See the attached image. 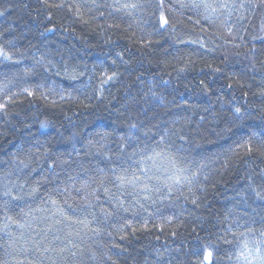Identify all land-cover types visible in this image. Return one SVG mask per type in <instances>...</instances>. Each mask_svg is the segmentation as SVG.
<instances>
[{
    "label": "trees",
    "instance_id": "obj_1",
    "mask_svg": "<svg viewBox=\"0 0 264 264\" xmlns=\"http://www.w3.org/2000/svg\"><path fill=\"white\" fill-rule=\"evenodd\" d=\"M141 2L146 7L129 16L108 6L114 0H95L99 8L93 0H0V46L12 56L0 57V102L14 101L0 111V180L6 172L17 184L27 180L19 194L43 208L41 198L69 175L131 171L153 148L187 175L197 173L195 180L147 200L125 194L128 211L103 187L91 208L69 199L80 219L92 221L88 227L66 221L71 227L49 230L51 205L25 218L24 202L14 201L8 214L26 227L7 222L5 230L0 213V264H52L48 257L56 264H248L244 257L257 243L264 251V200L253 191L264 192V154L245 147L250 138L264 140V43L254 39L264 37V7L239 9L249 0H229L237 10L209 21L193 0H164L169 24L159 30V0ZM20 160L36 171H20ZM156 167L163 179L170 166L158 159ZM30 186L40 189L33 198ZM41 229L47 236L38 251L28 237ZM61 248L67 251L57 255Z\"/></svg>",
    "mask_w": 264,
    "mask_h": 264
},
{
    "label": "snow or ice",
    "instance_id": "obj_2",
    "mask_svg": "<svg viewBox=\"0 0 264 264\" xmlns=\"http://www.w3.org/2000/svg\"><path fill=\"white\" fill-rule=\"evenodd\" d=\"M45 3L47 4V0H45ZM93 3L97 8L103 6L95 4V0H93ZM47 6L56 8L64 7L63 4H48ZM108 6L111 7L113 11L123 12L126 15L132 16L134 13L143 10L146 7V4L141 2V0H123V2H121V0H114V3ZM180 6L187 7L188 5L181 4ZM190 6L196 9H203L205 13L203 18L209 21L212 18V14L217 13L220 10L227 11L229 17L232 15L233 11L237 10V5L234 2L229 3V0H214L213 3H209L208 0H199V2L193 0ZM157 7L160 9L159 30H164L165 26L169 24V21L163 11L164 0H159V4L157 5ZM238 7L239 9H244L246 7L262 8L264 7V0H249V3L247 5L241 3ZM0 15H2V13H0ZM101 15H103V13H101ZM109 15H111V13H109ZM240 19L243 20L244 17L241 15ZM228 31L231 35L232 29L229 28ZM239 39H243V37H239ZM254 39H258L261 43H264V37H254ZM193 43H195V41H193ZM0 57H3L4 60L12 59V56L4 49L3 46H0ZM39 63H41V61H37V64ZM31 74H33V69L24 70V75L27 76ZM115 76L116 73H112V75L107 76V79L101 81L102 84L112 80ZM5 87L6 85L0 87V92H2ZM24 92L28 96L34 95V93L27 88L24 89ZM12 95H15V93H13ZM13 102L14 101L12 99V96H6V99L0 102V111H3L6 108L7 104ZM234 111L239 117L241 114V109L236 108ZM162 142L163 137H161V140L157 142V147H159ZM245 147L248 154H251L252 152L264 154V140L252 142L250 138L249 142H246ZM136 155V152H133L131 154V156ZM129 158L131 159V157ZM158 159L167 160L170 166L168 169H166V174L164 175L163 179L161 178V176L156 175L152 172V168L156 167ZM148 162H151V166H149ZM134 163L137 165L136 169L129 171L128 168H121L119 170L116 168H112L110 170V175L108 173H104V169H98L100 173H104V176L100 179H97L96 177L91 175H88L86 177H80L79 174L77 176L69 175L63 188L54 187L51 191H47L46 198H41V204L45 205V207L43 208H33L32 204L28 203V201L25 200V197L19 194L24 190L25 185L27 184V180H25L24 183L17 184L15 181L11 180L12 173L6 172L3 179L0 180V213L3 214L6 221V223L4 224V229H9V223L7 222L15 223L17 228L19 229H24L26 227L25 223H21L19 220H13L12 216L8 214L14 207H16V205L13 204L14 201L24 202V205L28 210L25 211L24 207H20V214L25 218L32 216L33 212H49L51 211V209L48 207V205H51L52 208L55 209V211L51 212V216L44 217L45 220L54 221L53 224L49 225V230L54 228L55 225L61 224H64L65 227H71L70 224H65L66 221H70L71 224L83 225L84 227H88V225L91 224L92 221L88 220L87 217H85L84 219H80L77 215L79 212V207L74 208L71 204L68 203L69 199L76 200L77 198H80L82 201H84V207L91 208L93 206L92 200L99 199L98 192L100 187H103L104 193L109 197L110 201L116 200L120 208H123L124 211H128V209L124 207V201L120 199L121 196H124L125 194H135L137 197H142L143 199L147 200L151 198L153 193L164 195L165 190H167L168 194H171L173 190H178V186H181L185 183H193L197 175V173L187 175L186 173H188L189 170L186 168L178 167L174 160L164 155L163 149H161V151H156V149L153 148L151 150V154H143L141 156V159L138 161H134ZM18 168L20 171L28 169V175L36 171V169L31 168L29 163H26L24 160H20L18 162ZM49 168L51 170V165L49 166ZM156 171L160 172L161 169L159 167H156ZM106 181L116 189L115 193L111 191V188L105 186ZM153 181L155 182L153 183ZM78 182L79 186H77ZM38 184L39 181H37V185ZM93 184H97L98 187L93 188ZM13 189H16V194H14ZM129 189H131V191H129ZM39 191V187L30 186L26 195L29 198H33L39 193ZM253 191L258 198L264 200V192L257 191L256 189H253ZM117 193H119V195H117ZM55 196L63 197V204H61L56 198H54ZM192 202L196 203L195 200H193ZM32 203H35L34 199L32 200ZM137 203H139V200H137ZM69 213H71V215H69ZM111 214L112 213H105V216ZM91 215L92 219L95 220V213H91ZM33 219H35V217H33ZM128 223L131 222L129 221ZM261 223L264 224V218H262ZM27 227L30 228L31 224H28ZM237 227H240V225H237ZM55 230L59 232L62 229L56 228ZM247 230L249 232L252 231L251 228H248ZM92 231L98 234L100 229L96 228L92 229ZM72 235V231H69L67 233L68 237H71ZM76 235H79V232H77ZM261 235L264 236V232H261ZM46 236L47 231L41 229L40 232H36L35 236L29 234L28 239L31 240L33 246L36 247V249L39 251L40 246L43 244ZM23 237L24 233L21 232V238ZM36 237H40V239H36ZM54 238L57 240L60 239L59 236H56ZM68 242L71 243V240H69ZM72 247H76V245L73 244ZM43 251L56 252V249L51 247H44ZM65 251H67V249L61 248L59 249L57 255H60ZM70 254L72 256L76 255L75 252H71ZM210 257L211 252L207 253L205 259L207 260ZM48 258L52 260V264H56L55 258ZM244 258L248 261V264H264V251L261 250L260 244L257 243V246L254 249L249 250L248 254Z\"/></svg>",
    "mask_w": 264,
    "mask_h": 264
}]
</instances>
